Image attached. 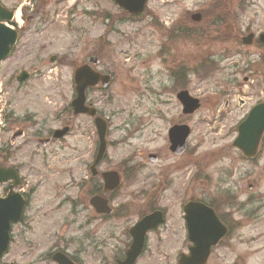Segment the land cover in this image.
<instances>
[{
    "label": "rangeland",
    "instance_id": "obj_1",
    "mask_svg": "<svg viewBox=\"0 0 264 264\" xmlns=\"http://www.w3.org/2000/svg\"><path fill=\"white\" fill-rule=\"evenodd\" d=\"M0 1L7 8L21 12L18 22L15 19L10 25L15 29L22 28L14 53L0 66V142L17 126L5 122L7 115L12 114L18 119L32 118L31 126L25 130V138L16 144L14 156L20 161L29 159L22 174L26 183L40 184L37 203H42L38 210L27 215V218L34 216L32 233L20 226L13 229V239L1 258L2 263L37 261L34 264H54L50 260L45 262L42 257L47 256L51 248L48 233L56 221L64 224L73 222L59 232L63 245L70 241L69 253L86 264L94 263L86 242L83 245L85 251L80 255L73 243L80 242L87 232V227L80 229L86 223L87 212L73 218L72 205L66 203L59 211L52 208L44 213L37 212L45 207L46 181H50L49 186L53 181L66 185L91 176L89 166L98 146L95 127L92 119L74 116L70 108L74 96L72 78L75 64L84 60L89 48L88 53L98 51L100 66L97 69L112 71L114 76L105 94L97 97L98 92L92 93L94 98H98L103 115L110 119L103 164L116 169L118 164L127 160L129 165L140 166L136 174L129 175L131 186L123 180L115 204L127 203L132 193L145 190V194L138 195L135 205L137 211H147L158 195L155 206L163 207L168 214L162 232L167 234L174 230V235L166 238L165 249L161 251L155 249L156 238L152 236L149 250L138 264H177L179 254L186 252L187 245L183 204L190 199L210 204L219 193L226 192L235 194L237 202L242 205L223 204V213L231 212L235 227L222 244L213 248L207 264H264V145L254 161L246 160L232 147L238 124L255 103L247 91L252 85L257 86L255 90L258 92L264 91V67L258 66L259 58L264 56V48L257 44L242 45L237 41L211 44L198 37L174 46L175 53L190 57L189 90L202 102L201 108L188 120L192 129L187 150L190 161L188 163L186 157L184 164L169 152L168 140V129L172 121L179 118L181 107L174 96L162 94L165 77L159 73L161 62L157 59L148 61L143 56L144 53H155L157 43L161 41L159 31L162 28L151 25L154 18L160 22L170 20L171 23L180 15L186 16L187 12L192 13L211 4L215 6L219 1L174 0L171 3L169 0L161 5L154 0L148 3L149 13L140 19L124 15L112 0ZM232 1L236 6L240 0ZM245 2H248V9L239 17L240 28L250 24L253 32L261 33L264 31V0ZM23 8H29L25 15L29 18L37 8L46 9L37 15L36 20L31 18L28 21L22 17ZM105 15L111 16L110 22H104ZM107 24L111 31L105 38H108V43L102 45L100 37ZM226 52L229 54L225 55ZM52 55L57 56L55 64L49 62ZM204 56L216 60L217 71L212 69L204 73L209 64L203 61ZM142 59L147 61L146 64H142ZM202 64L204 66L200 67ZM23 69L28 70L31 77L24 84H18L15 77ZM253 70H258V73L253 75L249 72ZM234 81L235 85L232 84ZM259 83H262L261 88ZM238 85L247 90L242 97L244 105L236 100L240 95ZM233 93L234 96L230 97ZM227 97L231 101L225 108ZM65 124H69L71 130L64 141L45 147L33 140L28 141L38 129H41L43 138L46 131L62 128ZM138 126H141L139 131L134 135L128 134ZM149 153L159 154L160 160L150 162L147 158ZM71 165L74 169L70 168ZM195 174L199 175L198 179ZM249 184L253 185L252 190H249ZM73 191L65 189L62 200L68 195L73 196ZM135 215L129 220L135 222L138 219ZM124 225L123 222L120 227ZM28 240H32L34 249L29 248Z\"/></svg>",
    "mask_w": 264,
    "mask_h": 264
},
{
    "label": "flooded vegetation",
    "instance_id": "obj_2",
    "mask_svg": "<svg viewBox=\"0 0 264 264\" xmlns=\"http://www.w3.org/2000/svg\"><path fill=\"white\" fill-rule=\"evenodd\" d=\"M222 2H223L222 0H219V7L217 8H200L192 13L187 12L186 16L180 15V18H175L174 20H172L171 23L168 24L166 22H159V21L158 22L152 21L151 23V25L153 24L155 25L153 26V28L154 27H156L157 29L162 28V30L159 31L161 41L157 43L158 45L155 53L153 54L144 53L143 56L147 57L145 59L148 61L157 59L161 62L160 63L161 67H159L160 70L159 69L157 70H159V73L165 77V79L162 80L164 87L162 94L166 95L165 93H167L170 94L171 96H174L176 102H177L176 95L179 91L185 89L189 90L191 66H190V57L184 55L182 56L181 52L175 53L174 50L175 45H177L179 42L185 44L191 39V37H198L200 39L209 41L211 44H219V42L237 41V39L240 41L243 40V38L249 34L253 35L252 40L254 42L258 39L259 33L253 32L250 24H248L243 29L240 28L241 22L239 20L240 17L239 12L237 13L238 10L237 11L234 10L233 6L226 7L225 5L222 4ZM38 9H42V10L40 11ZM38 9L35 13L30 15V18L29 16L28 17L25 16L28 13V9L24 10L23 15L25 18H27L28 21L31 18L36 20L37 15L39 14L41 15L46 8H38ZM32 10L34 9H31V11ZM245 11L246 10H244L243 13ZM40 17L41 19H43L42 16H39L38 18ZM197 17L199 18L198 21L195 20V18ZM26 22L27 21L25 19L24 23ZM105 41L108 40L106 39ZM88 52H89V48L86 49V52L84 54L85 57L84 60L77 61L74 70L82 66L87 61L88 56L92 55L91 53ZM218 55L219 53L217 54V56ZM206 58H210V57L207 56L203 57V59ZM145 59H142L143 65L146 64L147 62ZM258 61H259L258 65H262L264 67V56H261V58H259ZM91 66H93L94 68H98L100 66V63ZM251 67L252 66H250V68ZM102 71L103 73H109L112 75V71H104V70ZM249 72H251L254 75L255 73H258V70H253ZM246 81H249V78H246ZM232 84L235 85L236 84L235 81ZM261 86L262 83H259L258 87L261 88ZM256 87H257L256 85H252L251 90L247 91L244 90L240 85H238L237 88H238V93L240 95L236 98V100H238L239 103L240 101H244L242 100V97L247 91L249 92V94H251V100H255L254 105L264 102V91L258 92L257 90H255ZM102 90L103 89L101 87L87 89V104L96 107L99 114H102V112L100 111V108L98 106V98H94L92 96V93L98 92L99 94L97 97H101L103 95ZM158 95L160 96L161 93ZM232 96H234V93L231 94L230 97ZM74 97H75V93H74ZM225 101H226L225 103L226 105L225 108H226L229 106L231 100L227 97ZM244 103L245 102H242L241 105H244ZM166 104L168 105V101L166 102ZM7 116L5 119H7ZM190 116L191 115L183 114L181 109V114H179V118L177 120H173L171 126L185 125V124L189 125L188 120H190ZM16 121L17 123L19 122V124L15 126L13 130L9 131L10 134H8V136L4 141L0 142V169L3 170L14 169L17 173L16 177L12 178L8 182L5 183L0 182V196H5L9 191H15V192H20L25 198V205L22 211V218L19 222L13 223L12 225L11 241L13 239V229L16 226H20L21 228H24V231L32 233L33 229L35 228L32 222L34 216L32 215L29 218H27V215L31 214L32 211L36 209L38 210L42 205V203H37L40 184L32 185L26 183V179L22 174L23 170L27 169L26 165L29 159H27L26 161L25 160L20 161V160H16L14 156L16 144L18 143V141L25 138V134H26L25 130L26 128H28V126L29 127L31 126L32 121L29 117L26 116L21 119L16 118ZM107 121L108 124H110L109 118H107ZM7 124L11 125L10 121H8ZM140 128L141 126H138L137 128H133L132 130H130L128 134L134 135V132L139 131ZM17 131L22 132L21 133L22 137L18 141L15 140V136L17 134L13 136V134ZM52 135H53V130H49L46 131L45 134H43V136L45 137L42 138L41 129H38L33 134V138L28 141L31 142L33 140L36 143H40L41 146L43 147L49 144L64 141V139L61 140L51 139ZM45 140H49V141L43 143ZM263 145H264V139L261 143V147H260L261 151ZM187 150L179 156H176L174 154L172 155L175 158L182 160L181 163L183 164L186 162V157H187V161L189 163L190 161L188 159L189 152ZM155 160L156 161L154 163H157L160 160L159 154L156 155ZM101 167H98L99 173L97 175L93 176L90 173L91 176L87 180H82L81 182H75V180H73L66 185H58L56 184L55 181H53L49 186L50 181H46L45 183L48 192L45 198V207H42L37 212L44 213L45 211L50 210L52 208L55 211H59L64 203L72 205L71 215L73 216V218L77 219V216L80 213H82L83 215L85 212H87V216L85 218L86 223L80 226L81 230L87 227V232L85 236L80 240V242H73L77 246V254L80 255L82 254V252L85 251L83 245H85L86 242V248L88 250L89 256L94 260L93 264H119L118 261L124 258L125 253L132 242L130 229L139 219L143 217V216L141 217V215H143V213L145 212L144 210H141L140 212L137 211L135 205V201L137 200L138 195H140L142 191L140 190L136 194L132 193L131 200L127 203L120 205L115 204L120 194L121 186L119 187V189L115 191L105 192L104 182L101 174L102 172L112 170L113 168L106 167L104 166V164ZM139 167L140 166L125 164L124 166H120L117 171L120 173L122 177V173H124V171L127 173H131L133 172L134 169H137ZM70 168L74 169V165H71ZM89 172H90V166H89ZM125 183L128 186H131L132 179L128 181L126 180ZM65 189L74 190V191H73V196L68 195L67 197H65V200L63 201L62 198L64 197L63 192ZM96 196L103 197L105 200L108 201L109 206L113 209V212L111 214L98 213L96 209L90 204L91 199H93ZM53 201L55 202L51 206V203ZM153 210H161L163 212L164 222L147 234L145 253L143 254V256L149 250L152 236L156 238L157 246L155 249L157 251H161L165 249L164 247H165L166 238L174 235L173 229L171 232L167 234H164L162 232L163 227H166V222L168 218L167 211L163 207H159V206H157ZM134 214H136L135 216L138 218L135 222L129 220L131 219L130 216ZM25 218L27 219L24 222ZM123 222L125 223V225L123 227H120V225ZM63 224L64 222L61 221H59V223L57 221L52 223L51 231L48 233V236L50 237V241H51V248L49 249L47 256L42 257V259L44 258L43 260L45 262L46 261L49 262V259H53V255L55 253L63 252L69 256V258L72 260L74 264H86L83 260H80L78 256L69 253L68 249H69V244L71 243L70 241L69 244L63 245L64 241L61 238V234H59V232L62 231L63 228L70 227L71 225H73V222L71 223L66 222L64 225ZM184 227H185V223H184ZM185 232H186V228H185ZM28 241H29L28 244L29 248L34 249L35 245L32 246L33 243L32 240H28ZM186 243H187L186 251H189L191 247V242L187 232H186ZM181 254L182 253H180V255ZM141 258L139 260H141ZM36 262L31 261L28 264H34ZM138 262L135 264H138ZM53 263L56 264L55 262Z\"/></svg>",
    "mask_w": 264,
    "mask_h": 264
},
{
    "label": "water",
    "instance_id": "obj_3",
    "mask_svg": "<svg viewBox=\"0 0 264 264\" xmlns=\"http://www.w3.org/2000/svg\"><path fill=\"white\" fill-rule=\"evenodd\" d=\"M148 0H114V2L123 10L130 14L141 13ZM13 18V12L6 9L0 4V63L6 59L13 51L14 46L18 40L17 31L8 27L4 22H10ZM250 38V37H249ZM249 39L245 40L248 42ZM260 41L264 44V33L261 35ZM56 57L50 58L51 63L55 62ZM89 62L96 63L98 60L95 57H89ZM30 74L27 71H22L17 76V81L23 83L29 78ZM102 81L104 86H107L110 81V76L101 75L92 70L89 66H82L77 70L75 75V82L77 83L78 96L71 102L74 114L86 113L90 116L96 115V110L85 106V90L87 87L97 85ZM179 101L183 105L184 113H194L199 107L200 102L197 98L189 95L187 91H182L177 95ZM99 135V148L97 156L91 170L93 174L96 173L95 166L103 158L106 150V131L107 124L100 118H95ZM239 135L234 141V146L240 148L247 157H254L261 136L264 132V103L254 107L247 118L238 127ZM68 132L65 127L62 130L55 131V137H62ZM190 133L188 126H175L169 131V138L171 142V150L175 154H182L187 146V137ZM154 160V156L150 155ZM0 181L9 180L12 171L1 170ZM106 188L114 189L119 184V175L116 172H107L103 174ZM104 200L99 198L92 203L99 211H103L102 204ZM106 203V202H105ZM24 199L20 194H13L10 192L6 197H0V257L6 250L9 242V231L11 222L18 221L21 217ZM97 204H100L98 206ZM111 212V210H104ZM185 220L189 232V237L193 243L190 248V254H182L179 264H205L211 247L216 245L219 240L227 233V228L221 223L216 212L211 207L200 201H190L184 206ZM163 221V214L160 211H155L143 219H141L133 228L131 234L133 236V243L126 253V259L121 264H133L136 258L141 253L144 243L145 234L149 229L154 228ZM60 264H72L67 258L62 256L54 257ZM2 264V263H0Z\"/></svg>",
    "mask_w": 264,
    "mask_h": 264
},
{
    "label": "trees",
    "instance_id": "obj_4",
    "mask_svg": "<svg viewBox=\"0 0 264 264\" xmlns=\"http://www.w3.org/2000/svg\"><path fill=\"white\" fill-rule=\"evenodd\" d=\"M222 4H225V6L227 5V7L230 5V2H222ZM225 13V12H224ZM112 19V18H110ZM226 21H229V20H226ZM230 204V205H234L236 202H235V197L231 194H227L225 196H219V197H216V199L213 201V206L219 210L220 208H222L223 204ZM223 209V208H222ZM221 217L224 218V215L221 214Z\"/></svg>",
    "mask_w": 264,
    "mask_h": 264
},
{
    "label": "bare ground",
    "instance_id": "obj_5",
    "mask_svg": "<svg viewBox=\"0 0 264 264\" xmlns=\"http://www.w3.org/2000/svg\"><path fill=\"white\" fill-rule=\"evenodd\" d=\"M19 17V12H17V15H16V18H18Z\"/></svg>",
    "mask_w": 264,
    "mask_h": 264
}]
</instances>
